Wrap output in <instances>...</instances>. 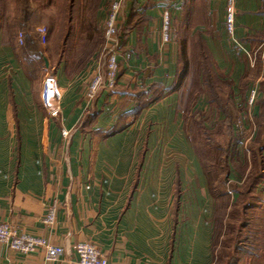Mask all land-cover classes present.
Instances as JSON below:
<instances>
[{
    "label": "crops",
    "instance_id": "crops-1",
    "mask_svg": "<svg viewBox=\"0 0 264 264\" xmlns=\"http://www.w3.org/2000/svg\"><path fill=\"white\" fill-rule=\"evenodd\" d=\"M108 3L99 1L94 28H57L56 55L42 46L43 73L61 93L55 117L41 103L43 78L28 75L16 37L7 40L0 28V60L12 59V80L0 78V222L66 249L47 261L43 249L21 254L0 243V264H77L78 242L95 244L108 264H213L210 200L176 82L178 31L188 28L186 42L207 52L235 97L246 101L255 85L259 100L264 0H234L235 35L252 63L228 41L224 0H127L117 83L88 100ZM168 5L171 41L161 45L160 11ZM51 202L56 214L48 228L42 219Z\"/></svg>",
    "mask_w": 264,
    "mask_h": 264
},
{
    "label": "rangeland",
    "instance_id": "rangeland-1",
    "mask_svg": "<svg viewBox=\"0 0 264 264\" xmlns=\"http://www.w3.org/2000/svg\"><path fill=\"white\" fill-rule=\"evenodd\" d=\"M99 1L34 0L26 20L30 9H23L22 0H0V28L7 40L16 37L18 58L30 77H45L35 49L45 44L51 56L56 55L57 28H94L91 18ZM10 20L12 26L6 24ZM41 27L52 32L44 43L32 33ZM178 34L179 72L184 67L187 71L177 85L186 132L201 160L210 200L213 264H229L233 257H240V264H264V95L251 105L248 99L239 100L207 52L197 42H186L188 28H180ZM6 74L12 80V59L0 60L4 81ZM256 103L259 113L254 117Z\"/></svg>",
    "mask_w": 264,
    "mask_h": 264
},
{
    "label": "built area",
    "instance_id": "built-area-1",
    "mask_svg": "<svg viewBox=\"0 0 264 264\" xmlns=\"http://www.w3.org/2000/svg\"><path fill=\"white\" fill-rule=\"evenodd\" d=\"M127 0H109L106 16L102 30V47L95 63L94 71L87 82L85 96L88 100H93L101 89H112L117 83L119 76L118 57L121 55L122 45L119 38L121 31V10ZM224 29L228 34L230 43L240 53L246 56L250 63L254 58L244 47L242 42L235 37V6L234 0H224ZM171 12L172 8L163 6L160 11V44L165 45L171 41ZM40 41H46V28H37ZM257 86L251 88L248 93V104H253L257 97ZM42 106L48 110L50 116L55 117L59 111L61 93L56 79L46 74L42 81L40 94ZM63 137H68L69 132L62 130ZM56 203L51 202L46 206L42 222L52 228L55 222ZM0 243L5 244L9 249L28 254L43 249L45 259L53 261L66 254L63 246H52L44 238L34 237L24 233H17L9 224L0 222ZM73 251L77 264H108L106 256L101 250L91 242H78L74 245Z\"/></svg>",
    "mask_w": 264,
    "mask_h": 264
},
{
    "label": "trees",
    "instance_id": "trees-1",
    "mask_svg": "<svg viewBox=\"0 0 264 264\" xmlns=\"http://www.w3.org/2000/svg\"><path fill=\"white\" fill-rule=\"evenodd\" d=\"M32 1H34V0H22V4L21 5H22L23 9H25V8L27 9L28 7L30 9V13L26 17V20H28L30 18L29 16H31V13H32ZM24 14H26V12ZM8 23H9V26L10 25L12 26V20H10L9 22H6L7 25H8ZM125 35H126V32L124 30L123 31L121 30L120 33H119L120 42H121V38H123ZM35 51H36V54L38 55V57L41 58V56H39L41 54V50L35 49ZM186 71H187V67H184V69H183V71L181 73L178 71L177 80L181 81V79L183 78V76H184ZM177 80H176V82H177ZM240 263H241V258L240 257H238V258L233 257V258L230 259V263L229 264H240Z\"/></svg>",
    "mask_w": 264,
    "mask_h": 264
}]
</instances>
